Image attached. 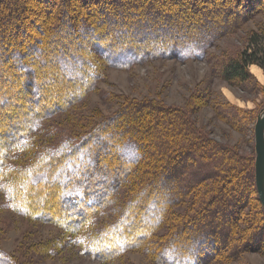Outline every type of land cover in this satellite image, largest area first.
I'll return each instance as SVG.
<instances>
[{"label": "rangeland", "instance_id": "1", "mask_svg": "<svg viewBox=\"0 0 264 264\" xmlns=\"http://www.w3.org/2000/svg\"><path fill=\"white\" fill-rule=\"evenodd\" d=\"M44 1H27L28 14L26 13L24 24L17 21L16 25L20 28L13 32L10 29L11 39L16 42L15 48L20 52H30L23 60L30 68H36L34 72L30 68L21 71L14 68V65L11 66L9 63L12 58L8 57V50L5 51L10 47L0 44V81H3L1 87L5 86V90L0 89V97L9 96L7 106L0 105L1 146L5 144L9 134H15L13 130L16 128L12 124L42 110L40 104L44 103L47 109H51L56 100L62 103L61 108L37 119L36 126L23 138L22 142L26 146L10 148L1 166L0 257L3 262L0 264H165V256L172 257L170 250L174 256L178 250L182 254L188 252L189 264H264V212L257 191V197L253 191L250 192L246 196L244 208H237L235 223L232 222L228 237L222 243L199 246V254L194 252L196 242H201L204 237H200L195 221L215 205L216 200L213 201L211 196L215 190V183L212 181L201 183L185 195L179 196L176 202L164 207L162 214L156 212L152 217L153 222L142 219L144 223H151L149 226L152 229L149 236L141 239L137 246L99 259L88 252L85 244L98 230L122 217L129 204H136L137 195L145 188V182L153 170L144 165L145 158H142L139 170H135V166L124 167L125 173L121 175L116 191L93 215L91 221L77 230L72 229L73 224H68L72 227H61L54 215L45 219V214L40 209H36L37 217L15 210L23 203L11 200L13 193L8 189L7 182L12 176L19 175L32 166L42 153L54 151L65 143L71 147L89 139V133L94 134L96 125L115 117L130 100H152L186 111L193 126L201 129L207 137L233 148L239 155L255 158L254 125L257 115L264 108V81L260 82L249 69L254 65L263 74L264 69L257 63H250L247 69L250 76L238 85H230L223 80L220 70L224 61L237 57L245 48L249 52L263 49L264 0H206V3L202 2L205 0H196L199 11L201 9L206 12L207 17L203 21L198 20L202 18L200 11L190 20L188 17L186 19V14L180 15L182 18L179 17L176 22L178 26H186L189 20L188 29L207 34L209 39L205 48L196 49L188 43V58L174 57V51L163 56L158 55L157 50L163 51L165 48L159 44L153 50V46H157L154 43L147 48L154 53L152 57L129 65L109 63V59L103 57V51L99 52L96 48L95 41L106 42L110 35L95 40L90 36H79V31L75 28L57 30L55 25L62 12L57 6L50 11L46 7L47 14L42 10ZM165 1L169 2L168 7H172L175 0ZM176 1L179 5L185 6L187 3L186 6H189L192 0ZM56 3L58 4V0ZM79 11L85 12L82 7ZM103 25L99 28L104 29ZM55 32L56 40L52 37ZM252 32H258L257 40L250 37ZM52 40H55L54 43H51ZM46 50L49 51L48 54ZM69 54L82 55L86 60L85 65L81 66ZM255 57L264 60L262 52H257ZM30 60L37 63L42 61L43 64L37 67ZM62 60L68 61L62 64ZM86 69L95 76H89ZM50 71H55L52 73L57 76L51 78ZM35 80L37 85L40 81L44 83L42 89L33 86ZM77 84L83 88L81 92L78 91ZM72 88L78 93L69 103H65ZM39 89L46 93L43 98L38 97ZM236 112L238 115H235ZM118 120L120 118L116 121ZM179 122L181 121L174 120L172 124L166 125L165 133L153 134L151 137L158 144H165L166 141V153L173 150L174 146L178 147L180 142L188 141L184 140V132L177 130ZM162 129L161 127L160 131ZM105 132L106 130L101 132L102 135ZM89 141L90 144L95 142ZM154 144L157 143H152L148 149L155 153H159V149L160 152L163 151L164 145L158 148V144ZM116 151L112 147L104 157L111 159ZM137 154V151L132 150L123 152L122 156L128 164ZM99 160L98 165L102 166L105 161L101 158ZM195 163L201 165L202 161L198 159ZM69 170L72 173L76 169L72 170L71 167ZM200 170L201 168L198 172ZM105 181L107 180H102L101 184L105 185ZM52 183L53 179L49 178L46 190L52 187ZM179 183L182 186L186 184L183 179ZM37 186L43 188L42 183H37ZM44 192L41 191L38 195V204L46 197ZM53 193V198L57 200L56 191ZM16 195L17 199L21 198L18 193ZM157 207L160 210L163 206ZM157 207L150 205V209L154 211ZM219 219L220 225L223 222L226 226V221L221 217ZM167 264H184V261L176 259Z\"/></svg>", "mask_w": 264, "mask_h": 264}, {"label": "trees", "instance_id": "2", "mask_svg": "<svg viewBox=\"0 0 264 264\" xmlns=\"http://www.w3.org/2000/svg\"><path fill=\"white\" fill-rule=\"evenodd\" d=\"M27 1L30 0H0V44L10 47L5 50H8V57L12 58V64L11 62L9 64L21 71L30 68L23 60L30 52L18 51L15 48L16 42L11 38L12 32L20 28L16 25L17 21L24 24L26 13L28 14ZM202 2L206 3V0ZM44 3L42 10L47 14L48 10L50 11L54 6L62 12L61 18L55 25L57 30L75 28L78 29L79 36H90L95 40H101L110 35L106 42L95 41L94 43L99 52L103 51V57L108 58L109 63L114 65H129L142 61L143 58L152 57L154 53L147 48L153 46L154 43L157 46H153V50L157 49L159 44L165 48L163 51L157 50L158 55L168 56L167 54L174 51L172 56L187 58L190 56V53H186L189 49L188 43L196 49H203L205 45H208L207 34L188 29V21L201 11L197 7L196 0H192L189 6H186L187 3L185 6L179 5L175 0L172 7H168L169 2L166 3L165 0H58V4L56 0H47ZM81 7L85 12L79 11ZM45 8L48 10L46 11ZM184 14H186V19L187 17L189 19L185 20L187 21L186 26L182 25V27L181 24L178 26L176 21L181 17L180 15ZM201 14L202 18H197L203 21L207 14L204 11H201L200 16ZM100 25L105 28L100 29ZM257 34L258 32H252L250 37L257 40ZM52 37L57 39L56 32ZM54 41L52 40L51 43ZM38 51L40 52L41 49ZM46 52V54L49 53L47 50ZM257 52H262L264 55V47L251 52L245 48L237 57H230L224 61L220 70L223 80L230 85H238L250 76L247 70L250 63H257L264 69V60L255 57ZM68 56L78 60L81 66L85 65L86 60L82 55L69 54ZM67 61L62 60V64ZM33 62L37 67L43 64L42 61L37 63L35 60H30V63ZM30 69L34 72L36 68ZM86 70L89 76H95L89 69ZM52 72L50 71V77L55 78L57 75L53 74L55 71ZM2 82L0 81V89L5 88V86L1 87ZM36 82V80L33 82V86L42 89L44 83L40 81L37 85ZM76 87L79 92L83 89L78 84ZM41 89H39L40 92L38 91V97L43 98L46 93L44 94ZM70 90V96L64 100L65 103H69L78 93L75 88ZM1 96L0 105L7 106L9 96ZM56 101L51 109H47L41 102L42 110L35 112L32 117L12 124L16 128L13 130L15 134H9L5 144L2 143V146L0 144V173L8 150L26 146V143L22 142L23 138L36 126L37 119L61 108L62 103ZM235 115L238 113L236 112ZM118 118L120 121L117 122ZM174 120L181 121L177 123V130L180 133L184 132V140L188 141L180 142L178 147L174 146L173 150L170 149L169 153H166V141L165 144H158L157 140L151 137L153 134L165 133L166 125L172 124ZM161 127L163 129L160 131ZM105 130V135H102L101 132ZM93 131H95L94 134L92 135L93 132H91L88 137L90 140H95L93 144H90L89 139L86 138L87 140L73 144L71 147L65 143L60 148L47 152L48 154L44 152L32 166L27 167L19 175L12 176L7 182L8 189L13 193L11 200L23 203V205L20 203V207H16L15 210L37 217L36 209H40L45 214V219H50V216L54 215L55 221L61 227H72L68 224H73L72 229L77 230L90 222L93 215L116 191L121 175L125 173L124 167L133 168L135 166V170H139L142 158H145L144 165L150 166L153 170L149 173L151 176L147 178L145 188L138 193L136 204H129L123 211L122 217L98 230L97 234L85 244L88 252L93 253L99 259L111 257L137 246L141 239L146 235L149 236L152 229V226H149L151 223H144L142 219L153 222L152 217L156 212L162 214L165 211L164 207L170 203L173 204L179 196L185 195L201 183L207 181L215 183V190L211 196L216 202L211 209H208L209 212L202 214L195 221L200 237H204L201 242L197 239V242L195 241L197 243L194 251L196 254H199L198 248L201 245L222 243L228 237L232 222L235 223L234 216L237 210L244 208L243 204L246 203L247 194L253 191L257 197L254 182L255 158L239 155L233 148L223 146L222 143L219 144L207 137L201 129L193 126L186 111L152 100H130L115 117H110L104 124L96 125ZM102 138L104 139L101 141ZM152 143H157L158 145H154L158 148L164 145L163 151L160 152L159 149V153H155L148 149ZM112 147L119 152L122 149L125 151H121V154L116 151L111 159L104 157ZM132 150L137 151L138 156L127 164L122 153ZM100 158L105 161L103 167L98 165ZM198 159L202 161L201 165H196L195 162ZM71 167L72 170H80L71 173L69 170ZM199 168H201L200 172H198ZM48 176L53 179V183L52 187L46 190L49 184ZM182 179L186 182L184 186L179 183ZM102 180H107L105 185L101 184ZM37 183H42L43 188L37 186ZM41 191H45L43 194L46 197L38 204L37 197ZM55 191L58 196L57 200L53 198ZM17 193L21 198L17 199ZM150 205L163 207L160 210L157 207L154 211L150 209ZM218 215L226 221V226L223 222L220 225ZM170 252L172 257L166 255L163 259L165 264L176 259L189 264L188 252L182 254L178 250L175 256L172 255L173 251L170 250ZM178 255L179 257H176ZM0 262H3L1 257Z\"/></svg>", "mask_w": 264, "mask_h": 264}, {"label": "water", "instance_id": "3", "mask_svg": "<svg viewBox=\"0 0 264 264\" xmlns=\"http://www.w3.org/2000/svg\"><path fill=\"white\" fill-rule=\"evenodd\" d=\"M255 141V185L258 200L264 212V108L257 115L254 125Z\"/></svg>", "mask_w": 264, "mask_h": 264}, {"label": "bare ground", "instance_id": "4", "mask_svg": "<svg viewBox=\"0 0 264 264\" xmlns=\"http://www.w3.org/2000/svg\"><path fill=\"white\" fill-rule=\"evenodd\" d=\"M249 70H251V72L258 78V80H260V82L264 81V74L258 67L252 65Z\"/></svg>", "mask_w": 264, "mask_h": 264}]
</instances>
